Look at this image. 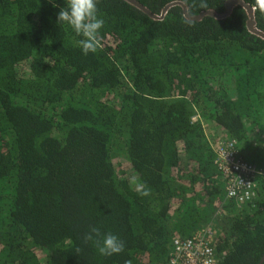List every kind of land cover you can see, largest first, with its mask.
<instances>
[{
	"label": "trees",
	"instance_id": "obj_1",
	"mask_svg": "<svg viewBox=\"0 0 264 264\" xmlns=\"http://www.w3.org/2000/svg\"><path fill=\"white\" fill-rule=\"evenodd\" d=\"M132 1L156 18L98 0L85 55L67 0H0V264H166L201 229L216 264H264V182L237 207L213 165L222 140L264 163V39L226 0ZM241 1L264 34V0Z\"/></svg>",
	"mask_w": 264,
	"mask_h": 264
},
{
	"label": "built area",
	"instance_id": "obj_2",
	"mask_svg": "<svg viewBox=\"0 0 264 264\" xmlns=\"http://www.w3.org/2000/svg\"><path fill=\"white\" fill-rule=\"evenodd\" d=\"M213 165L223 179L227 201L237 207L253 202L264 182V163L257 166L244 161L234 142L222 140L215 147ZM212 241L208 229L198 230L189 239H176L166 264H216Z\"/></svg>",
	"mask_w": 264,
	"mask_h": 264
},
{
	"label": "clouds",
	"instance_id": "obj_3",
	"mask_svg": "<svg viewBox=\"0 0 264 264\" xmlns=\"http://www.w3.org/2000/svg\"><path fill=\"white\" fill-rule=\"evenodd\" d=\"M48 2L52 3L53 7L57 6L54 0ZM97 3L98 0H67V5L60 8L57 16V22L67 24L78 36L83 37L79 44L85 55L94 53L100 45L99 34L105 22L98 16ZM133 182L136 183V178H133ZM136 190L142 196L150 194V189L143 183H136ZM99 237H101L100 230L93 227L84 239L86 242L94 240L100 255L112 256L124 251V241L116 235L107 233L102 239H98Z\"/></svg>",
	"mask_w": 264,
	"mask_h": 264
},
{
	"label": "water",
	"instance_id": "obj_4",
	"mask_svg": "<svg viewBox=\"0 0 264 264\" xmlns=\"http://www.w3.org/2000/svg\"><path fill=\"white\" fill-rule=\"evenodd\" d=\"M128 3L132 4L133 6L139 8L142 12H144L145 14L153 17L154 19L156 18L155 16H152L148 11H146V9H144L143 7H141L140 5H138L137 3L133 2L132 0H126ZM236 5H240L242 6L245 11L247 12L248 14V17H249V21L247 23V28L248 30L252 33V34H255L257 35L258 37L264 39V34H262L261 32H258L256 29H255V22H254V17H253V11L252 9L245 5L241 0H226V8L228 10V12H230L233 7H235ZM206 15H210L212 17H214V14L213 13H204L202 15H200V17L198 18H194L193 20L194 21H198L200 20L203 16H206ZM263 260V259H262Z\"/></svg>",
	"mask_w": 264,
	"mask_h": 264
}]
</instances>
